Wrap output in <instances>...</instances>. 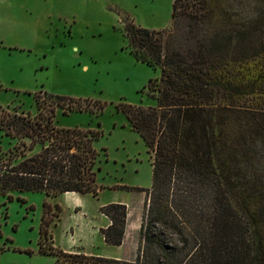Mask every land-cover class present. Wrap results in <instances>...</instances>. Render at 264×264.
Returning a JSON list of instances; mask_svg holds the SVG:
<instances>
[{
    "label": "trees",
    "instance_id": "1",
    "mask_svg": "<svg viewBox=\"0 0 264 264\" xmlns=\"http://www.w3.org/2000/svg\"><path fill=\"white\" fill-rule=\"evenodd\" d=\"M125 32L135 56L162 70L149 84L156 105H118L153 158L150 187L138 186L147 191L141 243L129 258L64 250L50 229L62 207L53 211L45 200L40 250L56 264H264V120L257 116H264V5L254 13L252 0H174L170 26L129 20ZM35 100V114L0 107V129L15 138L0 148V196L97 194L101 129L56 120L60 107L93 110L80 97L44 90ZM101 210L111 219L101 228L106 241L122 244L128 205Z\"/></svg>",
    "mask_w": 264,
    "mask_h": 264
},
{
    "label": "rangeland",
    "instance_id": "2",
    "mask_svg": "<svg viewBox=\"0 0 264 264\" xmlns=\"http://www.w3.org/2000/svg\"><path fill=\"white\" fill-rule=\"evenodd\" d=\"M173 3L174 0H0V107L35 114V93L44 90L80 97L93 110L69 109L64 113L60 107L56 120L59 125L101 129L94 141L99 152L97 178L106 187L101 199L117 193L131 199L124 239L127 258L141 243L147 191L138 186L150 187L153 158L145 139L118 105L122 101L156 105L157 98L151 95L149 84L161 76L162 70L135 56L125 24L134 20L146 27L170 26ZM262 5L264 0H252V12ZM99 100L106 102L103 109L98 108ZM257 116L264 120L263 115ZM14 145L15 138L0 129V148L7 150ZM123 184L137 188L111 187ZM74 196L78 197L75 193L52 195L42 191H15L13 199L0 196V264H56L55 255L40 250L45 200L52 204L53 211L57 204L61 205L60 199L65 202L58 225H54L59 219L56 217L50 226L59 239H64L63 222L67 225L73 221L79 222L82 236L88 237L91 230L87 221L95 215L94 206L89 203L88 214H82V218L74 216L75 210H69L66 199ZM101 217L104 224L111 220ZM157 231L172 243L178 241L169 229ZM72 232L77 236L69 227L67 234Z\"/></svg>",
    "mask_w": 264,
    "mask_h": 264
},
{
    "label": "crops",
    "instance_id": "3",
    "mask_svg": "<svg viewBox=\"0 0 264 264\" xmlns=\"http://www.w3.org/2000/svg\"><path fill=\"white\" fill-rule=\"evenodd\" d=\"M99 182V181H98ZM99 184H102L99 182ZM103 185V184H102ZM112 188H119L111 186ZM106 187H100L99 192L97 194H94L92 192H86V193H80L76 191H66L62 194L66 193H75L78 197H72V198H66L69 203V210L72 208L75 210L74 216H78L79 218H82V214H88V204H92L94 206V212L95 215H93L88 221L87 224L90 225V234L88 237H83L82 230L79 227V222L78 221H73L67 225L63 222L62 226H65L63 231L64 234V239H59L56 234H54V231H52L53 235V240L54 244L58 247L63 248L64 250L67 251H84L87 254H96V255H104V256H109V257H116V258H124L126 257L125 255V249H124V242L122 244H110L106 241L104 233L101 231L102 227H106L111 223V220L108 224L103 223V219L101 215H104L108 219L110 217L104 213L101 210V206L105 203L108 202H123L128 205H130L131 199L129 201V197L125 196L124 194L122 195L121 193L117 194H106V198L101 199V194L105 193ZM92 194L93 196H89ZM60 203L62 207H65V202L60 199ZM72 215V213H70ZM93 214V213H92ZM61 218V214L58 220L55 221L54 225H58V221ZM53 225V226H54ZM87 225V226H88ZM76 226V228H75ZM71 227L73 230L76 231L77 236L75 233L67 234V229Z\"/></svg>",
    "mask_w": 264,
    "mask_h": 264
}]
</instances>
